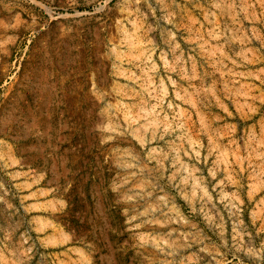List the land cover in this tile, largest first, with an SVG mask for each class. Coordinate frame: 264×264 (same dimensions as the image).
I'll return each mask as SVG.
<instances>
[{
	"label": "rangeland",
	"instance_id": "rangeland-1",
	"mask_svg": "<svg viewBox=\"0 0 264 264\" xmlns=\"http://www.w3.org/2000/svg\"><path fill=\"white\" fill-rule=\"evenodd\" d=\"M0 18V264H264V0Z\"/></svg>",
	"mask_w": 264,
	"mask_h": 264
},
{
	"label": "crops",
	"instance_id": "crops-1",
	"mask_svg": "<svg viewBox=\"0 0 264 264\" xmlns=\"http://www.w3.org/2000/svg\"><path fill=\"white\" fill-rule=\"evenodd\" d=\"M5 23V21H4V19L3 18H0V25L1 24H4ZM3 84V82L0 84V86Z\"/></svg>",
	"mask_w": 264,
	"mask_h": 264
}]
</instances>
